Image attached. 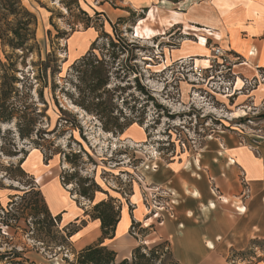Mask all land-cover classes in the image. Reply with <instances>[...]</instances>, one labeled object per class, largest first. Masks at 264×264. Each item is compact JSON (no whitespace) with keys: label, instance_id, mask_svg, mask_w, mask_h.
<instances>
[{"label":"rangeland","instance_id":"1","mask_svg":"<svg viewBox=\"0 0 264 264\" xmlns=\"http://www.w3.org/2000/svg\"><path fill=\"white\" fill-rule=\"evenodd\" d=\"M20 1L35 20L21 11L8 19L16 17L19 29L31 20L34 41L27 40L31 51L16 50L14 57L17 103L28 107L25 123L14 114L0 125V264L74 260L64 227L50 220L34 186V176L49 162L72 173V184L60 189L81 204L86 201L75 191L90 180L106 192L123 183L128 192L135 164L152 168L154 160L177 153L196 156L219 133L239 131L249 135L250 145L258 144L254 129L264 130V110H251L250 87L240 93L223 88L233 80L229 71L192 72L191 56L175 54L190 38L182 27L137 24L143 12L124 14L118 0ZM119 9L125 16L116 18ZM96 38L90 55L72 65ZM226 260L264 261V240L230 249Z\"/></svg>","mask_w":264,"mask_h":264},{"label":"crops","instance_id":"2","mask_svg":"<svg viewBox=\"0 0 264 264\" xmlns=\"http://www.w3.org/2000/svg\"><path fill=\"white\" fill-rule=\"evenodd\" d=\"M118 2L124 14L143 12L137 24L182 27L190 38L176 50L179 56L207 55L213 45L242 55L244 62L235 70L237 89L242 79L255 78L257 68L264 67V0ZM103 5L110 6L108 1ZM118 11L114 13L116 18L125 16ZM249 94L251 110L263 111L264 84L258 81L250 86ZM243 99L242 95L237 98ZM261 131L255 132L261 136L257 135L258 144L253 146L249 135L232 130L204 141L196 156L177 153L168 161L154 160L152 168L135 164L128 174V192H122L126 184L118 183L112 191L96 192L93 200L81 197L86 203L79 204L70 193L66 191V196L61 191V169L53 162L40 167L34 186L49 213L60 215L61 226L75 229L70 243L76 251L100 238L99 220L87 213L94 203L111 197L118 203L119 219L114 236L102 244L115 251L116 259L129 257L138 244L165 241L181 264H228L230 249H242L254 239L264 240V130ZM154 194L166 207L155 208ZM132 221L138 224L133 232Z\"/></svg>","mask_w":264,"mask_h":264},{"label":"trees","instance_id":"3","mask_svg":"<svg viewBox=\"0 0 264 264\" xmlns=\"http://www.w3.org/2000/svg\"><path fill=\"white\" fill-rule=\"evenodd\" d=\"M17 11H21L28 19L32 21L35 20L33 14L22 6L20 0H0V125L9 123L14 114H19V119L22 120L21 123L24 122L27 115L26 110L28 109L23 103L21 105L17 103L19 101V99H17L19 91L15 86L18 78L15 75L17 70L14 57L16 55V50L31 51V46L27 45V40L32 39L34 41V36L30 29L31 20H24L21 22L16 20L21 24V28L19 29L15 25L16 22H14L16 17L13 20L8 19L9 15L15 16ZM135 13L136 12H131L130 15L133 16ZM138 17L142 18L141 16ZM96 41L97 38L92 41L86 53L73 60L72 65L75 66L78 62L86 59L87 56L90 55V52L94 50ZM111 44H114L112 46L114 47L118 43L113 40ZM3 48L7 50H3ZM1 54H3V59L1 58ZM105 82L106 79L100 80L99 86L105 85ZM22 135L24 134L22 133ZM71 174L72 173H67V171L64 170L60 171L59 178L62 186L71 183V179L73 178ZM90 182L88 186L81 185L79 191H75V193H78L80 197L85 199L93 200L96 192H103L98 182L95 180H90ZM69 193L71 194V192ZM12 202L13 201H8L6 205ZM43 204L50 220L59 222L60 215H51L44 202ZM87 214L90 218L99 220L101 230L100 238L96 243L86 245L76 251L74 260L70 264H181L174 258L168 243L165 241L157 242L152 245L138 244L131 250L129 257L120 260L116 259L115 251L102 244L104 239H110L114 236L115 227L119 219V208H117L113 198L108 197L94 203ZM137 227L138 224L132 221L131 231L133 232ZM74 232V228L66 226L62 231V236L70 242V238ZM138 232L142 233L141 229H139ZM254 242L258 243L259 241Z\"/></svg>","mask_w":264,"mask_h":264},{"label":"built area","instance_id":"4","mask_svg":"<svg viewBox=\"0 0 264 264\" xmlns=\"http://www.w3.org/2000/svg\"><path fill=\"white\" fill-rule=\"evenodd\" d=\"M195 57V56H194ZM194 57H190V70L194 72L196 75L202 76L203 73L209 74L213 72L214 70L217 71L218 74H225L230 72L233 76V80L226 81L225 84L222 85L223 88L227 87H233V91H236V93L242 92L241 90L243 88H249L253 84L262 83L264 84V67H258L257 68V75L255 78L252 79H242V85L238 87V89L235 87L236 78H238V75L236 74L235 70L238 66H240L244 62V58L242 55H239L238 53L226 49L224 47H221L219 45H213L209 47V54L207 55H199ZM196 59H204L207 64L201 65L195 62ZM217 69V70H216ZM219 79V77H218ZM254 132H260V129H254ZM158 195L154 194L152 197L153 204L155 208H164L166 207L165 204L162 203L158 199ZM164 206V207H163ZM155 213V212H154Z\"/></svg>","mask_w":264,"mask_h":264},{"label":"bare ground","instance_id":"5","mask_svg":"<svg viewBox=\"0 0 264 264\" xmlns=\"http://www.w3.org/2000/svg\"><path fill=\"white\" fill-rule=\"evenodd\" d=\"M186 57H187V56H186ZM195 62L198 63V64H201V65H206V64H207V62H206L204 59H199V60L196 59ZM237 114H238V113H237Z\"/></svg>","mask_w":264,"mask_h":264}]
</instances>
